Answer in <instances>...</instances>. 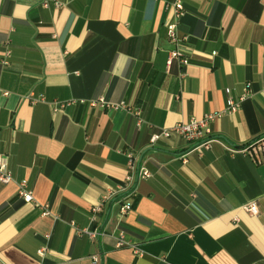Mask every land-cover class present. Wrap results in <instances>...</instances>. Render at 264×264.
I'll return each mask as SVG.
<instances>
[{"label":"crops","instance_id":"crops-1","mask_svg":"<svg viewBox=\"0 0 264 264\" xmlns=\"http://www.w3.org/2000/svg\"><path fill=\"white\" fill-rule=\"evenodd\" d=\"M173 1L0 0V264H264V0H181L184 67L168 63ZM211 112L207 149L150 142ZM128 153L150 176L127 197Z\"/></svg>","mask_w":264,"mask_h":264},{"label":"built area","instance_id":"built-area-1","mask_svg":"<svg viewBox=\"0 0 264 264\" xmlns=\"http://www.w3.org/2000/svg\"><path fill=\"white\" fill-rule=\"evenodd\" d=\"M43 5L46 6V2H43ZM167 7H170L171 13H172V21L167 25L166 28V35L168 38V41L172 44V49L168 53V63H171L173 60L177 62V64L180 67H184L188 64V56L184 54L181 49L180 45L182 42H185L187 40L186 35H182L178 32L177 24L180 20V18L184 14V8L182 5L181 0H175L171 4L167 5ZM10 57V49H9V42H4V50H3V58L1 60V63L3 65H7L9 62ZM185 75L184 71L180 72V77L182 78ZM225 92L227 93V110L233 112L238 107V100H234L232 97L229 96V90L225 89ZM40 100H43L42 97H40ZM32 101L34 99L32 98ZM69 104V102H56L54 103V111L62 109L65 105ZM95 105H99L101 107L109 108V109H124L127 111H131L130 108L123 102H111L106 101L103 98H99L97 101L94 102ZM133 115H138V110L131 112ZM222 112H211L205 114L200 119H190L187 122H176L172 124L169 127L162 128L158 133H155L151 136L150 142L153 143L157 139L163 137L167 138L171 134H176L181 136L184 140L187 142L195 144L196 148H209L212 138L208 137L209 133V123L214 121L216 118H218L221 115ZM259 149H261L262 152H264V138H261L257 141ZM256 143V142H255ZM255 143H252L250 146L244 148L248 154H251L252 151L255 150ZM128 169L130 172L125 177V182L122 186V190H124L125 195L128 197L132 195L133 188L132 185L134 182L138 179L147 178L150 176L149 171L143 166L142 163H140V159L134 157L132 154L128 153ZM11 180L10 172L6 168V163L4 159H0V182L1 183H8ZM117 193V191L110 192L108 196H104L102 198V202H104L106 199L114 196ZM17 195L18 197L26 202H29L32 200V191L27 187L26 180H21L18 183V189H17ZM101 204L96 205L93 210L98 211L101 207ZM131 207L130 201H126L122 203L119 207V213L124 214L129 210ZM43 214H47V210L45 207H43ZM245 209L250 212L251 214H256L258 212V206L255 201H251L248 204H246ZM78 232H84L87 233L88 236L91 239H94L97 237L98 232L95 230H78ZM124 244H127L123 240L122 233L119 234L118 238L116 239V245L122 246ZM137 252V250H135ZM39 254H43V249L39 250ZM94 261H97V257H93Z\"/></svg>","mask_w":264,"mask_h":264}]
</instances>
